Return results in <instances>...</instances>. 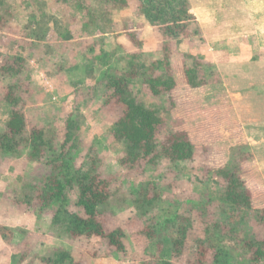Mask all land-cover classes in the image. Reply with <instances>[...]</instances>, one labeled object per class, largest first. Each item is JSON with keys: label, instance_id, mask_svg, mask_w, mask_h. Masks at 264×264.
Instances as JSON below:
<instances>
[{"label": "rangeland", "instance_id": "rangeland-1", "mask_svg": "<svg viewBox=\"0 0 264 264\" xmlns=\"http://www.w3.org/2000/svg\"><path fill=\"white\" fill-rule=\"evenodd\" d=\"M5 2L11 6L15 18L8 25L0 26V64L5 58L19 55L27 61L28 75L22 78L29 76L31 81L24 106L28 128L37 125L53 130L55 140L60 141L67 117L74 115L80 124L75 158L79 162L98 158L103 164L102 176L109 182L112 197L101 206L102 215L111 229L125 230L126 248L120 251L109 245L107 239L97 243L73 240L52 224L56 207L34 215L36 212L28 210L25 204L13 203L14 196L32 193L31 185L39 176L28 159L27 145L17 156L0 154V264H43L42 256L59 249L71 250L79 264H144L160 258H170L173 264H199L198 245L219 240V246L224 247L219 264H264V258L255 261L241 241L245 235L264 237V221L260 218L264 208V175L263 181L257 180V173L250 165L242 167L254 205L234 213L223 201L226 187L216 173L234 160L236 154L248 151L239 148L241 145L236 144L239 139L230 132L238 128L230 116L231 110L220 106L208 110L206 100L190 108L185 101V109L177 110L175 88L166 95L154 97L147 85L135 82L137 94L147 104L165 106L163 114L168 125L160 135L161 140L166 139L169 130H187L195 145V159L171 161L161 155L155 163L144 162L131 168L126 146L111 133L122 111L111 101L113 90L99 80L108 68L121 70L126 66L134 48L130 50L131 43L121 39L122 27L126 23L132 28H141L137 22H142V18L128 8L114 12V25L103 22L94 25L84 19V14L94 11L97 0ZM150 34L153 41L145 42L142 48L141 66L163 56L155 43L153 29ZM203 43L204 38L191 43L184 39L174 41L170 65L174 77L181 82L185 80L184 66L193 65V56L204 61L200 77L207 81L219 79V71L203 52ZM10 113L11 106L0 90V131H4ZM141 187H150L158 194L154 205L146 207L137 202ZM69 193L71 207L78 210L74 206L76 190ZM174 212L193 222L186 243L180 239L184 244L178 245L177 251L171 243L176 229L173 223L166 222ZM22 216H27V220L34 217V221L23 223ZM232 219L238 233L232 234L225 227L216 239L212 233L213 222L223 224ZM149 225L159 230L152 240L146 232ZM206 228L211 231L212 239L206 236ZM213 254L214 250L210 249L206 264H213Z\"/></svg>", "mask_w": 264, "mask_h": 264}, {"label": "trees", "instance_id": "trees-1", "mask_svg": "<svg viewBox=\"0 0 264 264\" xmlns=\"http://www.w3.org/2000/svg\"><path fill=\"white\" fill-rule=\"evenodd\" d=\"M5 1L7 0H0V8L3 9V13L0 12L1 27L8 25L10 20L15 18L11 6ZM97 2L94 11L91 9L84 14V19L94 25L103 22L112 26L116 22L114 12L128 8L143 20L137 22L142 25L141 28H132L124 23L121 39L126 38L131 43L130 50L134 48L130 53V59L121 70L116 68L105 70L99 80L113 90L111 101L121 108L122 112L114 121L111 133L116 141L126 146L131 168L144 162L155 163L161 155L171 161L195 159V145L185 130L180 132L169 130L166 139L161 140L160 135L168 125L163 114L165 106L147 104L137 94L134 85L135 82L147 85L154 97L166 95L176 87L180 79L174 77L170 65L174 41L176 43L178 39H184L191 43L203 39L197 17L191 11L190 0H97ZM145 21L152 27L157 47L163 56L151 61L147 66H141L140 54L145 44L143 39ZM193 59V65H183L184 78L189 86L196 88L209 83L210 80L207 81L199 74L204 61L197 60L196 56H193ZM26 63V59L19 55L5 58L0 64V90L3 99L11 106L10 118L4 131H0V154L17 156L21 154L22 148L28 145L30 148L28 159L39 175L31 185L32 193L14 196L13 203L17 206L25 204L28 210L35 211L38 215L56 207L52 224L63 229L73 240L84 239L85 243L92 241L97 243L101 239H107L109 245L124 251L125 230L121 227L111 229L102 215L101 206L106 205L112 197L108 188L109 182L102 176L103 164L98 158L81 162L75 158L74 154L79 145L76 141V132L80 130L78 120L73 114L67 117L64 137L60 141L55 140L53 130L49 131L37 125L32 126L31 130L28 128L24 106L31 81L29 76L26 79L22 78L28 75L29 66ZM27 132L29 136L26 135ZM239 148L248 151L236 154L234 160L216 170L217 176L226 187L223 201L234 213L242 208L253 207L251 190L242 176L243 163L252 157V153L247 146ZM72 190H76L74 206L78 210L70 205L69 192ZM150 191V187H141L137 202L146 207L154 205L158 194ZM260 218L264 221V208ZM166 222L173 223L176 229V235L173 236L171 243L177 251V246L184 244L180 239L186 243L188 233L193 228L192 219L174 212ZM235 224L233 219L223 224L213 222V236L218 239L219 232L225 227L232 234L238 233ZM146 232L152 240L159 230L153 225ZM212 233L206 228L205 234L208 238L212 239ZM241 241L255 261L264 258V237L245 235ZM220 242L219 240L208 245L205 242L199 244L198 263L206 264L210 249L214 250L213 264L221 263L220 257L223 255L224 247L219 246ZM40 260L43 264H79L73 252L68 249H59L54 254L42 256ZM144 264L173 263L170 258H160Z\"/></svg>", "mask_w": 264, "mask_h": 264}, {"label": "crops", "instance_id": "crops-1", "mask_svg": "<svg viewBox=\"0 0 264 264\" xmlns=\"http://www.w3.org/2000/svg\"><path fill=\"white\" fill-rule=\"evenodd\" d=\"M190 3L204 38L203 52L219 71V79L196 88L179 80L175 87V107L184 110L185 101L190 108L206 100L208 110L219 106L231 110L230 116L238 128L230 132L239 139L237 145L249 147L252 153L243 167L250 165L257 173L255 178L263 181L264 0H190ZM150 29L145 21L143 39L147 44L153 41ZM243 178L250 188L248 179ZM30 217L27 220V216H22L21 221L30 224L34 221Z\"/></svg>", "mask_w": 264, "mask_h": 264}]
</instances>
